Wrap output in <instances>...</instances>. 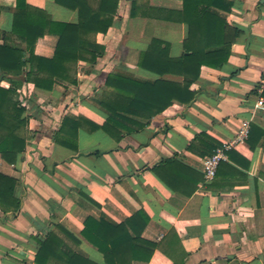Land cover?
<instances>
[{"label": "crops", "instance_id": "crops-1", "mask_svg": "<svg viewBox=\"0 0 264 264\" xmlns=\"http://www.w3.org/2000/svg\"><path fill=\"white\" fill-rule=\"evenodd\" d=\"M26 1L53 22H79L78 12L57 0ZM118 1L113 26L95 38L104 54L94 64L79 62L76 83L58 80L47 91L25 82V73L5 76L0 70V86H17L16 99L26 103L28 120L27 146L17 162L0 154V174L17 181L14 197L20 202L17 212L0 210V264H39L38 239L52 232L63 239L64 252L106 264L81 235L86 218L122 223L141 210L150 217L141 236L157 246L149 262L133 264H264V0H233L231 12H221L243 36L222 69L202 68L191 86L196 92L191 104L175 102L120 141L93 128L104 125L101 104L113 98L107 76L161 79L140 67L142 53L157 40L171 58L181 57L189 26L183 0ZM16 11L17 0H0V45L26 48L12 33ZM57 43V36L47 34L35 55L52 58ZM163 78L184 81L170 74ZM67 117L83 119L77 150L57 142ZM245 121L251 122L249 138L228 152L216 178L206 182L205 161L231 142ZM172 159L173 165H164ZM159 165L164 179L153 171ZM40 264L60 263L47 258Z\"/></svg>", "mask_w": 264, "mask_h": 264}, {"label": "trees", "instance_id": "trees-1", "mask_svg": "<svg viewBox=\"0 0 264 264\" xmlns=\"http://www.w3.org/2000/svg\"><path fill=\"white\" fill-rule=\"evenodd\" d=\"M185 22L189 26V38L185 42V53L171 58L163 42L155 40L142 53L139 65L161 79L144 81L126 73L107 76L106 85L113 90V98L102 101L107 113L101 128L116 140L142 130L153 117L164 113L175 102L189 105L196 92L191 86L199 79L203 67L220 70L228 63L233 45L243 36V31L229 26L221 12H231L233 0H183ZM57 3L76 10L77 24L51 21L46 12L33 8L26 0H17L12 33L26 42V48L0 45V70L6 75L26 74L25 82L42 90H52L58 80L76 83L79 62L94 64L105 52L97 44L96 35L107 33L113 26L118 11V0H99L95 8L89 0H57ZM47 34L58 37L55 55L45 58L35 55L38 40ZM196 39L200 44H194ZM29 53V55H28ZM167 53V54H166ZM166 54V55H165ZM184 78L183 82L163 78L165 75ZM17 86L8 89L0 86V154L10 164L17 162L19 154L26 149L25 130L27 116L25 107L16 99ZM264 97V92L262 94ZM82 118L67 117L57 135V142L64 147L77 150V131ZM140 120V121H139ZM256 126H253V129ZM175 160H167L170 166ZM162 165V164H161ZM153 168L161 178L162 167ZM17 181L0 174V210L4 214L17 212L20 202L14 197ZM195 189L192 191L194 192ZM150 217L138 211L122 223L106 218L89 216L84 222L81 235L103 255L106 264H133L135 261L149 262L156 244L142 238L141 233L149 224ZM75 242L80 240L68 233ZM37 263L55 260L60 264H98L78 252H64V241L52 232L47 238L38 239Z\"/></svg>", "mask_w": 264, "mask_h": 264}, {"label": "built area", "instance_id": "built-area-1", "mask_svg": "<svg viewBox=\"0 0 264 264\" xmlns=\"http://www.w3.org/2000/svg\"><path fill=\"white\" fill-rule=\"evenodd\" d=\"M262 103L264 102L263 99ZM23 107H26V103L22 104ZM251 133V122L245 121L237 134V136L229 143L218 147L214 153L205 161L204 166V179L206 182H212L216 176L219 169V166L222 162L227 160V154L232 150L236 145L243 144L249 138Z\"/></svg>", "mask_w": 264, "mask_h": 264}, {"label": "water", "instance_id": "water-1", "mask_svg": "<svg viewBox=\"0 0 264 264\" xmlns=\"http://www.w3.org/2000/svg\"><path fill=\"white\" fill-rule=\"evenodd\" d=\"M250 55V54H249Z\"/></svg>", "mask_w": 264, "mask_h": 264}]
</instances>
